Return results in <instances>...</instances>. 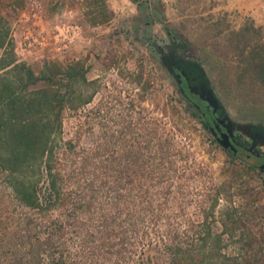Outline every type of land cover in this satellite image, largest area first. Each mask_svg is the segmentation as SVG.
<instances>
[{
    "label": "rangeland",
    "instance_id": "1",
    "mask_svg": "<svg viewBox=\"0 0 264 264\" xmlns=\"http://www.w3.org/2000/svg\"><path fill=\"white\" fill-rule=\"evenodd\" d=\"M224 3L0 0V163L6 167L19 149L11 132L31 121L40 134L59 116L57 136L79 129L83 146L113 134L111 148L146 121L173 126L174 147L187 157H174L172 198L163 208L169 218L148 222L150 235L189 248V264H264V172L253 156L229 155L206 132L151 48L165 46L169 28L205 70L232 123L264 128V23H238ZM34 161L21 157V173L0 169V214L12 215L9 185L28 181ZM181 172L185 180L176 176Z\"/></svg>",
    "mask_w": 264,
    "mask_h": 264
},
{
    "label": "trees",
    "instance_id": "2",
    "mask_svg": "<svg viewBox=\"0 0 264 264\" xmlns=\"http://www.w3.org/2000/svg\"><path fill=\"white\" fill-rule=\"evenodd\" d=\"M180 67L188 85L216 97L197 60L185 57ZM182 88L176 86L177 99L201 117L206 130L203 110ZM143 126L135 136H117V148L110 146L113 134L92 146L80 144L79 129L61 139L59 116L47 119L40 134L35 121L14 129L10 136L19 149L0 169L23 172L15 166L26 155L39 161L29 167L28 181L14 178L9 185L13 212L0 214V264H189V248L178 247L170 236H151L146 227L159 215L169 218L163 208L172 198L174 157L184 161L187 154L174 147L173 126ZM239 128V137L260 132L253 123ZM176 176L187 178L184 172Z\"/></svg>",
    "mask_w": 264,
    "mask_h": 264
},
{
    "label": "flooded vegetation",
    "instance_id": "3",
    "mask_svg": "<svg viewBox=\"0 0 264 264\" xmlns=\"http://www.w3.org/2000/svg\"><path fill=\"white\" fill-rule=\"evenodd\" d=\"M164 31L167 40L165 46L153 43L151 45V48L156 53V55L165 63L166 66L164 56L167 55L168 46H174L172 49L173 71L170 72V74L174 77L175 87L177 85L183 87L182 89L185 92L186 96L196 102L198 106L203 110L201 111V115L206 121V130L209 132V134L215 141L219 143L218 138L226 133L224 124L227 123L229 125V132L227 133V137L234 151L225 150L219 143L222 149H224L226 153L232 156H236L241 152L244 153V156L246 158L253 156L257 160L256 167H258L259 164L264 163V128L260 127V132L255 133L254 136H247L243 134L241 137H239V135L241 134V129L239 127H236V125L229 119L227 114L222 110V104L220 100L203 87L190 86L187 84L184 72L180 67V65L183 63V58H187L189 56L186 53L187 43L185 42V40L181 37H178L176 33H173L169 28H164ZM181 71L183 73H180ZM189 88L194 90L195 93L190 92ZM201 89H204L207 93L210 94V98L213 103L212 106L208 105L205 100L199 97ZM235 129H239L240 131H235ZM260 170L263 171L262 169Z\"/></svg>",
    "mask_w": 264,
    "mask_h": 264
},
{
    "label": "crops",
    "instance_id": "4",
    "mask_svg": "<svg viewBox=\"0 0 264 264\" xmlns=\"http://www.w3.org/2000/svg\"><path fill=\"white\" fill-rule=\"evenodd\" d=\"M261 3V0H225L224 8L236 10L238 23L248 19L253 26H261L264 23V8Z\"/></svg>",
    "mask_w": 264,
    "mask_h": 264
},
{
    "label": "water",
    "instance_id": "5",
    "mask_svg": "<svg viewBox=\"0 0 264 264\" xmlns=\"http://www.w3.org/2000/svg\"><path fill=\"white\" fill-rule=\"evenodd\" d=\"M173 47H174L173 45L168 46L167 55L164 56V59L166 61V69H167L168 72H172L173 71V68H172V64H173L172 49H173ZM180 73H183V72L181 71ZM189 91L195 93V91L192 90V89H190V88H189ZM199 97L201 99L205 100V102L208 105H210V106L213 105V103L211 101V98H210V94L207 93L204 89H201L200 90ZM228 126L229 125L227 123L224 124L226 133H224L223 135H221L220 138H218V141H219L220 145L225 150H227V151H234L233 148H232V145L229 142L228 137H227V133L229 132ZM258 167L264 171V163L259 164Z\"/></svg>",
    "mask_w": 264,
    "mask_h": 264
},
{
    "label": "built area",
    "instance_id": "6",
    "mask_svg": "<svg viewBox=\"0 0 264 264\" xmlns=\"http://www.w3.org/2000/svg\"><path fill=\"white\" fill-rule=\"evenodd\" d=\"M262 3L260 4L262 8H264V0H261Z\"/></svg>",
    "mask_w": 264,
    "mask_h": 264
}]
</instances>
